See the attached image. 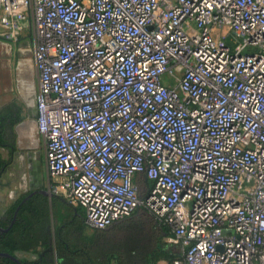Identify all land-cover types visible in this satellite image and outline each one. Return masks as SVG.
Instances as JSON below:
<instances>
[{"label":"built area","instance_id":"obj_1","mask_svg":"<svg viewBox=\"0 0 264 264\" xmlns=\"http://www.w3.org/2000/svg\"><path fill=\"white\" fill-rule=\"evenodd\" d=\"M34 40L53 192L105 229L144 209L180 257L264 264V0H0Z\"/></svg>","mask_w":264,"mask_h":264},{"label":"trees","instance_id":"obj_2","mask_svg":"<svg viewBox=\"0 0 264 264\" xmlns=\"http://www.w3.org/2000/svg\"><path fill=\"white\" fill-rule=\"evenodd\" d=\"M24 118L17 105L0 109V150L7 151L9 160L15 150L13 127ZM4 164L0 151V171ZM8 210L16 211V216L11 227V222L0 223V228L7 230L0 231V253L35 256L19 258L21 264H155L159 260L171 262L181 255L178 243L163 241L171 238L168 229L152 218H136L138 209L90 235H84L83 211L61 197L48 199L39 191L31 192ZM0 264L18 263L0 256Z\"/></svg>","mask_w":264,"mask_h":264},{"label":"rangeland","instance_id":"obj_3","mask_svg":"<svg viewBox=\"0 0 264 264\" xmlns=\"http://www.w3.org/2000/svg\"><path fill=\"white\" fill-rule=\"evenodd\" d=\"M3 45L11 48L10 55L4 54ZM33 53L34 40L29 33L16 44L0 37V98L3 105H17L20 115H25V118L13 127L15 150L11 159L9 160L7 151L0 150L5 163L0 171V210H8L18 198L31 192L47 191L51 194L50 197L45 195L48 199L58 197L49 183L44 141L37 131L35 112L30 113V117L27 115L28 101L34 105V94L29 93L21 97L19 93L21 80L30 86L36 85ZM20 65L23 68L22 76ZM79 213L82 215L80 211ZM148 215L143 209H138L134 214L136 218L154 219ZM163 241L171 242L169 237Z\"/></svg>","mask_w":264,"mask_h":264},{"label":"crops","instance_id":"obj_4","mask_svg":"<svg viewBox=\"0 0 264 264\" xmlns=\"http://www.w3.org/2000/svg\"><path fill=\"white\" fill-rule=\"evenodd\" d=\"M2 49H3L4 54H7V55L8 54L9 55L11 54V48L10 47H7V45H3L2 46ZM19 67H20V74L22 76L23 75L22 65H20ZM36 90H37V81H36V85L33 87V86H30L27 82L25 83L24 80L23 81L21 80L20 85H19V93H20L21 97H23V96H25V95H27L29 93L34 94V97H35ZM6 104L3 105L2 104V101H1V98H0V109L2 107H4ZM32 112H35V105H31L30 102L28 101L27 115L30 117V113H32ZM3 211H5V210H0V217H1L2 213H3ZM0 223H3L2 218H0ZM86 229H88V228H86ZM86 229L84 231V235H90V234H92L93 230L87 232ZM3 230H6V229H3ZM14 256H16L17 258H22L24 256L30 257V258H33V259L35 258L34 255L33 256L32 255L31 256H28V254H23V253H16ZM53 256H54V253H53Z\"/></svg>","mask_w":264,"mask_h":264},{"label":"flooded vegetation","instance_id":"obj_5","mask_svg":"<svg viewBox=\"0 0 264 264\" xmlns=\"http://www.w3.org/2000/svg\"><path fill=\"white\" fill-rule=\"evenodd\" d=\"M9 210H5V211H3V213H2V215H1V217L0 218H2V220H3V222H11V223H9V227H11L12 226V224L14 223V220H15V216H16V211H14V212H8ZM13 213V214H12ZM10 214L12 215V218L10 219L9 217H10Z\"/></svg>","mask_w":264,"mask_h":264},{"label":"water","instance_id":"obj_6","mask_svg":"<svg viewBox=\"0 0 264 264\" xmlns=\"http://www.w3.org/2000/svg\"><path fill=\"white\" fill-rule=\"evenodd\" d=\"M42 194H44V195H46V196H51V194L49 193V192H47V191H40ZM0 231H2V232H5V231H7V230H3V229H1L0 228ZM0 256H2V257H7V258H11L13 261H15L16 263H18V264H21L20 263V261H19V258H17L16 256H11V255H9V254H4V253H0Z\"/></svg>","mask_w":264,"mask_h":264}]
</instances>
